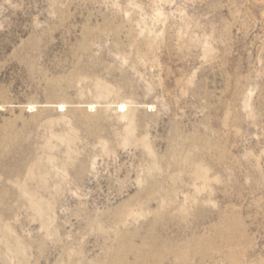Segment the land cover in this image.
I'll use <instances>...</instances> for the list:
<instances>
[{
    "label": "rangeland",
    "instance_id": "374dc122",
    "mask_svg": "<svg viewBox=\"0 0 264 264\" xmlns=\"http://www.w3.org/2000/svg\"><path fill=\"white\" fill-rule=\"evenodd\" d=\"M0 264H264V0H0Z\"/></svg>",
    "mask_w": 264,
    "mask_h": 264
}]
</instances>
